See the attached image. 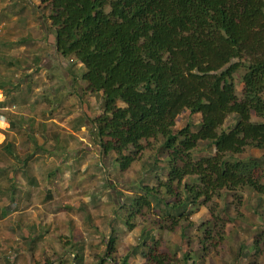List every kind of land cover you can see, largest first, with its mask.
I'll list each match as a JSON object with an SVG mask.
<instances>
[{
	"label": "trees",
	"instance_id": "1",
	"mask_svg": "<svg viewBox=\"0 0 264 264\" xmlns=\"http://www.w3.org/2000/svg\"><path fill=\"white\" fill-rule=\"evenodd\" d=\"M11 8L17 11L15 22L0 9V89L4 95L0 113L16 131H0V220L13 212L18 218L27 215L23 208L28 207L30 193L19 187L16 175L39 189L42 180L48 181L56 173L54 167H59L45 163L46 158L66 159L71 147L61 130L65 115L49 112L35 93L28 68L22 69L25 63L13 52L14 47L35 41L23 25L27 9L33 20L47 18L56 49L67 59L68 73L73 80L86 83L100 106L94 116L77 108L67 127L79 133L89 126L98 151L115 162L112 171L117 174L126 172L149 142L158 140L157 145H164L162 158L155 156L137 170V181L128 187L135 194L124 195L125 226L133 229L137 216L153 209L161 218L167 217L171 226L184 221V228L189 208L201 198L207 200L223 189L234 191L240 186L264 195V0H41L38 6L20 0L12 2ZM8 31L21 35L12 42L5 35ZM241 67L245 70L237 95L233 73ZM64 98L59 93L58 104ZM192 114L199 116L197 122ZM179 115L181 125L173 126ZM200 145H206L210 154L196 159L193 152ZM247 147L260 152L247 157L243 154ZM162 168L164 178L159 176ZM154 178L159 188L153 186ZM52 199L53 189L46 187L34 205ZM91 202L96 201L92 198ZM85 212V218L92 221V212L88 208ZM200 224L202 232L189 242L190 251L199 247L204 252L208 243L219 246L225 235L217 221ZM26 227L33 230V236L16 252L2 253L4 264H17L21 249L30 264L34 255L46 256V239L35 223ZM83 228L86 235L69 245L75 264H83L86 248L97 243L92 237L99 226L84 223ZM261 237L264 233L253 237L251 258L259 250ZM113 239L114 233L105 256L96 264H126L137 253L145 259L143 264L204 261L190 263L186 254L160 250L151 228L141 230L122 260L112 254ZM181 239L187 242L184 230ZM44 260L51 264V258Z\"/></svg>",
	"mask_w": 264,
	"mask_h": 264
},
{
	"label": "rangeland",
	"instance_id": "2",
	"mask_svg": "<svg viewBox=\"0 0 264 264\" xmlns=\"http://www.w3.org/2000/svg\"><path fill=\"white\" fill-rule=\"evenodd\" d=\"M15 1L20 0H0L1 12L6 13V17L11 18L13 22L16 21L14 14L17 11L11 8V4ZM31 1L34 6L41 4V0ZM23 15L27 16L23 25L27 27L32 36H35L33 37L35 41L26 45L25 48H22L23 46L14 47L13 52L18 57L23 56L28 59L22 69L28 68L26 73L29 74L31 82L35 84V93L48 106L49 112L65 115L61 130L66 132L71 147L66 159L59 160L56 156L46 158L45 163L54 162L59 167H54L56 173L48 181L42 180L39 189H32L22 181L19 175H16L19 187L30 193L28 207L23 208L27 215L18 218L15 216L16 212H13L0 220V225L3 227L0 233V264H4L1 260L2 253L16 252L23 247L28 237L33 236V230L26 227L27 223H35L39 235L46 239V256L34 255L32 264H45L44 257L51 258V264H75L74 253L69 245L86 235L83 228L84 223L93 228L98 225L99 231L92 237L97 242L96 245L87 247L85 250L83 264H96L100 257L105 256V246L113 233L111 251L115 258L122 260L129 249L135 245V240L141 230L145 228H151L156 233L160 250L168 252L175 250L179 256L186 254L190 263L202 262L200 260L204 258L203 264H264V243L262 242L264 237H261L257 254L252 258L248 255V252L255 253L252 247L253 237L259 232L264 233V195H259L246 186L236 187L234 191L223 189L219 194L207 200L201 198L197 205L189 208L188 222L185 223L187 226L184 228V221L171 226L167 217L161 218L159 211L153 209H144L135 219L133 229L124 225L122 218L125 214V209L122 207L124 195L135 194L128 187L137 181V170L142 169L144 163H151L155 156L162 158L160 151L164 145L163 143L157 145L158 140L151 141L148 145L146 144L139 159L134 161L126 172L117 174L112 171L116 164L114 161L109 162L108 158L98 151L90 127L83 126L79 129V133H76L66 125V122L75 116L77 108L90 116L99 113L100 106L97 105L95 95L88 91L82 79H72L67 71V59L60 56L56 49H52L55 34L53 29L48 27L47 18L41 16L40 20H33L30 17L33 15L31 9H27ZM6 34L11 36L10 41L16 42L17 32L8 31ZM43 48L46 50L43 51ZM244 70V67H241L233 73L237 95L240 94V78ZM59 93L65 98L62 103L58 104L56 97ZM87 102L93 106V109L88 108ZM30 111L31 107H28V114ZM185 112L188 113L189 110ZM16 113L12 112V116H16ZM192 117L194 122L199 120L197 114H192ZM228 121L229 117L224 125H227ZM179 125H181V115L177 117V123L173 126ZM24 127L28 125L24 124ZM7 130L16 131L11 127ZM71 133L78 136L80 140L91 138L90 142L73 141ZM258 152L260 150L247 147L243 154L251 157V155H257ZM209 154L206 145H200L198 150L193 152L196 159ZM159 163L162 164V161ZM159 174L164 178L166 170L160 169ZM152 183L154 187L159 188V183L155 178ZM46 187L53 189V199L50 203L43 204L37 201L34 205L36 197L42 195ZM161 191L164 192L163 189ZM92 198L96 201L94 204L91 202ZM86 208L93 214L92 221L85 218ZM255 208L259 210L256 213H254ZM208 219L213 222L217 221L218 227L223 228L224 239L216 248L210 247L208 243L209 249L207 248L204 252L199 247L190 251L189 242H193L201 234L203 226H200V223ZM17 220L21 223L16 224ZM111 229H114L112 234H110ZM183 230L187 242L181 241ZM16 262L17 264H30L27 257H24L23 249L19 251ZM143 262L145 259L137 253L136 256H130L126 264H143Z\"/></svg>",
	"mask_w": 264,
	"mask_h": 264
},
{
	"label": "built area",
	"instance_id": "3",
	"mask_svg": "<svg viewBox=\"0 0 264 264\" xmlns=\"http://www.w3.org/2000/svg\"><path fill=\"white\" fill-rule=\"evenodd\" d=\"M14 107V106H13ZM9 119L2 113H0V131L1 129L7 130L9 128ZM3 140V135L0 132V142Z\"/></svg>",
	"mask_w": 264,
	"mask_h": 264
},
{
	"label": "crops",
	"instance_id": "4",
	"mask_svg": "<svg viewBox=\"0 0 264 264\" xmlns=\"http://www.w3.org/2000/svg\"><path fill=\"white\" fill-rule=\"evenodd\" d=\"M30 17H32V15H31ZM40 17H41V16H38V18H36V19H37V20H40ZM0 33L2 34L1 31H0ZM5 35H7V34H5ZM15 35H18V38H19L21 34H18V33H17V34H15ZM7 36H8V35H7ZM33 37L35 38V36H33ZM18 38H17V39H18ZM22 48H25V46L23 45ZM29 49H30V48H29ZM52 49H53V50L56 49L55 41H54V45L52 46ZM43 50L45 51V48H44ZM56 50H57V49H56ZM48 55H49V53H48ZM48 55H47V56H48ZM20 57H21V59L23 60V63H26V62L28 61V59H26L25 57H23V56H20ZM40 59H41V57H40ZM3 99H4V95L2 94V91H1V89H0V101L3 100Z\"/></svg>",
	"mask_w": 264,
	"mask_h": 264
},
{
	"label": "bare ground",
	"instance_id": "5",
	"mask_svg": "<svg viewBox=\"0 0 264 264\" xmlns=\"http://www.w3.org/2000/svg\"><path fill=\"white\" fill-rule=\"evenodd\" d=\"M71 137H72V140L74 141V140H79V141H82V142H90V139L88 138V139H85V138H83V139H79V137L78 136H76V135H74L73 133H71Z\"/></svg>",
	"mask_w": 264,
	"mask_h": 264
}]
</instances>
